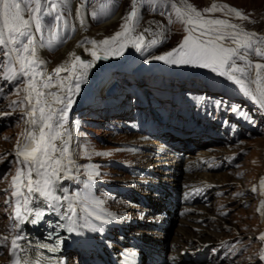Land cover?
<instances>
[{
  "label": "rangeland",
  "instance_id": "1",
  "mask_svg": "<svg viewBox=\"0 0 264 264\" xmlns=\"http://www.w3.org/2000/svg\"><path fill=\"white\" fill-rule=\"evenodd\" d=\"M173 2L182 6L180 0ZM188 2L198 10L208 8L213 3L239 9L248 19L237 18L227 11L205 15L226 19L239 25L244 31L255 33L256 38H264V0ZM42 5L44 8L48 7L43 0ZM81 5L84 6L83 24L77 15ZM136 6L138 16L131 35L143 34L144 47L138 50L128 44L125 47L127 53L118 55L113 63V75L99 86L94 85L85 97L76 102L71 115L73 122L69 121L73 140L70 139L71 145L73 142L72 153L79 159L76 162L79 168L75 173L71 193L74 198L80 199L78 214L81 217V228L85 233H91L94 240L89 243L83 239L80 245L68 250V264H110L112 261L108 254L120 259L126 255L125 251L131 250L127 241L136 238V234L131 232L132 228L118 231L117 228H107L102 224L100 227L94 223L99 222L97 216L106 215L102 212L115 211L117 205H120L122 196L116 189H123L119 185L126 183L112 181L111 178L122 179L125 176L134 179L133 174L119 169L116 163L124 164L128 163L127 159L136 158L130 155L136 154L133 147L143 145L146 141H155L157 144L152 145L156 147L169 148L171 151L168 153L171 154L169 139H157L152 133L158 130L167 134L168 130L184 119L194 127V132L198 135L191 139V150L184 149L183 145H190L188 142H182L178 151L181 154L178 161L180 166L190 164L187 160L192 155L201 150H211L210 146H223V149L215 152L230 160L225 167L182 170V175L175 177L176 182L182 178L187 183L186 188H190L193 182L198 186L204 185L202 176L209 174L212 180L209 179L210 183L215 184L214 193L209 194L208 200L202 203L199 200L187 203L193 211L184 217L181 206L172 209L170 220L164 222L163 229L159 231L161 234L165 233L166 246L161 249L156 245L152 259H155V264H264V259L261 258L264 255V239L258 237L264 229V215L261 214L264 188L260 184L264 179V108L232 80L209 68L153 59L180 44L187 34L185 25L177 20L172 3L168 0H137ZM61 7L69 25L67 30L62 28L60 31L63 42L40 49L50 61L56 60L60 52L65 47L72 46L83 33L101 30L103 24L113 20L116 14L121 15L124 23V17L131 11L132 0H67ZM51 22L52 17L46 16L45 23ZM72 26L74 31L71 30ZM43 34L47 36L46 29ZM36 35L39 39L41 33ZM153 39H157L158 43L148 47ZM87 40L83 38L78 43L88 44ZM248 58L253 64L255 61H264V56H258L251 50ZM238 63L243 64V61ZM6 66L7 58L0 51V240L8 238L3 251H0V264L7 261L11 238L16 235L17 222L13 215L16 198L12 196L11 179L19 166L15 155L17 141L23 144L24 137L21 133L29 127L27 117L21 112L25 93H17L19 80L4 78ZM198 71L200 72L196 74ZM252 76L254 78V73ZM250 86L255 88V85ZM184 96L183 102L188 99L185 102L187 108L179 113L178 104L171 103V100L175 97L182 102ZM13 101L17 103L13 104ZM234 108L237 111H233ZM165 129L168 130L163 131ZM138 134L142 136L137 137ZM233 153L235 155H231ZM161 161L168 160L160 159L155 162ZM90 173L95 178L91 182L101 184L102 187L105 184L106 187L97 186L96 190L94 185L90 186L85 177L90 176ZM175 188L177 200L185 194V190L181 185ZM204 189L206 191L207 188ZM142 192L144 190L139 191L138 195L141 196ZM146 192L148 191L143 194ZM92 195L99 197L103 203L100 206L91 203L83 207V200L89 202ZM132 205L136 208L125 216L139 220L148 216L145 211L150 206L147 203L135 202ZM205 255H212L211 260L207 256L205 258Z\"/></svg>",
  "mask_w": 264,
  "mask_h": 264
},
{
  "label": "snow or ice",
  "instance_id": "2",
  "mask_svg": "<svg viewBox=\"0 0 264 264\" xmlns=\"http://www.w3.org/2000/svg\"><path fill=\"white\" fill-rule=\"evenodd\" d=\"M43 2L48 5L47 8L43 7L42 0H0V51L7 58L4 78L20 81L17 93H25L21 112L27 117L26 123L30 125L21 133L25 142L21 144L17 141L15 147L16 163L19 166L11 179L12 196L16 198L13 215L19 222L15 227H19V224L28 220L33 213L36 219L31 222L37 223L43 216V212L31 207L37 195L55 212H59L63 207L62 201H68L67 211L62 214L65 223H59L56 227L65 228L71 233L77 230L74 204L69 196H61L57 192L61 174H68L74 163L69 147L71 134L65 127L68 113L74 103L73 97L79 93L81 83L86 81L88 72L97 60L107 59L109 52L113 55L122 54L128 44L139 50L144 47V37L143 34L131 35L138 16L137 0H132L131 11L124 17L121 30L101 41L90 42L92 47L86 50L89 51L91 59H82L71 53V61H65L49 73L43 67L47 62L40 57L39 49L63 42L60 31L62 28L67 30L69 25L61 5L67 0ZM168 2L172 3L176 18L185 25L187 34L176 48L153 59L171 64L209 68L232 80L264 108V63L253 64L248 58L250 50L258 56H264V38H256L255 33L244 31L237 24H232L226 19L208 17L205 13L227 11L240 19L248 17L241 10L228 5L213 3L208 8L198 10L188 0H180L182 6H177L173 0ZM83 8L81 5L77 10L81 24L84 23ZM92 15L96 16V13ZM46 16L52 17L51 23H45ZM45 29L46 37L43 34ZM71 30L74 31V26ZM38 32L41 33L39 39L36 35ZM157 43L158 40L153 39L148 47ZM101 52L104 55H101ZM238 61H243V64ZM62 72L70 74L62 77ZM250 85H255V88ZM12 103L16 104L17 101ZM233 111L237 109L234 108ZM33 173L36 178H33ZM91 175L92 173L90 177ZM260 184L264 188V179ZM261 214L264 215V202L261 203ZM97 219L100 217L97 216ZM260 238L264 239V234H261ZM22 240L24 237L19 234L11 238L10 249L14 257L12 264H45L42 254L35 258L20 255L21 251L28 252V248L20 243ZM7 242V237L0 240V243ZM62 243L63 240L59 239L55 245L40 243L36 247L57 252ZM261 258L264 259V255ZM47 264L59 262L49 259Z\"/></svg>",
  "mask_w": 264,
  "mask_h": 264
},
{
  "label": "bare ground",
  "instance_id": "3",
  "mask_svg": "<svg viewBox=\"0 0 264 264\" xmlns=\"http://www.w3.org/2000/svg\"><path fill=\"white\" fill-rule=\"evenodd\" d=\"M123 24L124 23H123V20L121 18V15L116 14V16L113 18V20H110V21L103 24V28L101 30H99L97 32H90V33L85 32V33H83L82 36L78 40H76V42L72 46L65 47L60 52L57 59L54 61H52V60L50 61L47 58L48 56H45L44 52L39 49L40 57L47 62L46 65H44L43 67H45L46 70L49 73H51L53 69H55L57 66L63 64L65 61H71V59H72V57L70 56L71 53H75L76 55L82 54V55L88 56L91 59L92 57H91L89 51L86 50V49H90L92 47L90 42L92 40L101 41L105 38L113 36L116 32L121 30V26ZM83 38L88 39L87 40L88 44H79L78 43ZM125 51L126 50L124 49L123 52H125ZM125 53H127V52H125ZM100 54L104 55V53H102V52ZM118 55H121V54L113 55L111 52H109L107 54V56H108L107 59L97 60L94 67L91 68V70L88 72L87 77H86V81L81 83L79 93L73 97L74 103L72 104L71 109L68 113L67 123L65 125V127L69 130L70 134H71V130H70V126H69V121L73 122L71 115H72L73 109L76 107L75 106L76 102L79 99H82L83 97H85L86 94L90 90L93 89L94 85L99 86L103 81L108 80L111 77V74L113 75V73H112L113 69H114L113 63L115 62V59L117 58ZM133 61L134 60L132 59V62ZM257 62L264 63V61H255V63H257ZM199 72L200 71L196 72V74H198ZM69 74L70 73H68V72H62L60 75L63 77V76H67ZM97 80H100V81L96 84ZM53 90H56V89H53ZM29 127H30V125H29ZM179 129H181L182 132L189 133L186 130H190L191 127L187 122H185V123H183L182 126L179 127ZM133 134H137V133H133ZM141 136L142 135L138 134L137 137H141ZM137 137H135V138H137ZM150 143L156 144L155 141L144 142L143 145H141L139 150H135L136 154H130L132 156H136V158L126 160L128 162V164H131L132 166L139 167L140 168L139 174L143 175L144 178L132 179V178H126L125 176H123L122 179L111 178L112 181H117V180L122 181V182H125L126 184H128L129 186H126V187L122 186L124 188L122 193L124 194V196L126 198L120 197V199H121V200H119L120 205H117L118 207H117L116 212L114 214H112V213L108 214L106 217L104 216L102 218V221L107 222V223H116L117 225H119V227L122 228V230H124L126 228H130L134 224H138V227L134 228L136 234H144L145 233V231H143L144 233L142 232L143 228H141L140 226H144L145 228H151L150 233L157 234V236L155 238L158 241H160V243H159L156 240V242H154V243H157V245H160V248L162 249L163 247L165 248V246H166V244H164L165 233L161 234L159 232V228H161L160 227L161 225L159 223L161 221V218H159L155 214H157L156 212L162 211V209L166 208L168 206V204H170V202L169 203L167 202V199H169L170 196L172 195V191H171V189L168 188V186H171L172 190H175L174 188L176 186L177 187H179L180 185L184 186V190L190 193V197L193 195V198L201 201V203H202V201L203 202L207 201L209 198V194L214 193L213 186H215L214 183H210L209 179L211 180V176H209V174H206V176L205 175L202 176V179L204 182V185H202V186L207 188L206 191H205L204 187L198 186L193 181H190V182L194 183L193 186H191L190 188H186L187 183L185 181H182V178H181V180L176 182L175 177L182 175V170H186V171H190L193 169L210 170L213 167H221V166L225 167L228 165L230 158H228L227 156H225V157L224 156H218L216 154L215 151L223 149L224 148L223 146H219V147L210 146L209 149H211V150H206V151L201 150L198 154L192 155V158L187 160L190 162V164L180 166L178 163V161H180V159H181L180 158V152H175V154L169 155L168 157H165L162 155V151L154 150L153 149L154 146L149 145ZM69 147H70V151L72 153L73 142H72V145L69 144ZM231 155H235V153H233ZM138 157H146V158L143 159V158H138ZM71 158L74 161L75 166L73 163V165L71 166L70 172L68 174H66V175L63 173L61 174V179L58 182L59 189H58L57 194L61 195V196L67 195L71 198V200L74 204L75 210H76V217L75 218L77 220V230L75 232H72V235L64 241V246L59 250V253L57 255H53V256H49V257L43 256L45 264H47V260H49V259L56 260L59 262V264H67L68 261L65 259L67 249L71 248L73 246V244H79L83 238L91 240V238L86 233H84L83 230L79 229L80 227H79V220H78L77 214H78L80 199L74 198L75 196H72L73 194H71V189H72V186H73L74 181H75V173H76L77 169L79 168L76 162L79 159H76L73 153H72ZM162 158L171 159V160H169V162L168 161L167 162H165V161L164 162H155L157 159H162ZM121 166L125 171H129V170L132 171L130 168H128L124 165H121ZM163 167L166 169H163ZM118 171L123 172L121 170H118ZM188 174H192V173H188ZM212 177H214V176H212ZM33 178H36L35 173H33ZM105 178H107V177H105ZM119 186H121V185H119ZM188 186H190V185H188ZM135 187H137L139 189L153 188L154 191H157V192H154V193H151L148 195H143V199H145L147 202L151 203L152 205H155V206H152L151 209H148L152 212L150 214L155 215V216L145 217L139 221L137 219L135 220V218H133L132 221L128 220L127 218L121 219V220H119V219L114 220L113 219V218H115L114 216H119V214L129 213L132 209L135 208L132 205V201L135 198L136 194L131 191L132 189H134L136 191ZM151 198H153V200ZM83 202H84L82 204L83 207H87L88 205H90V203H88L84 200H83ZM67 203H68V201H62L63 207H61L59 212L55 213V215L53 216L54 218H60V219L64 220V217L62 214L67 211ZM198 204H200V203H198ZM34 205H35V207H34ZM40 206H42V207H40ZM31 207H33L34 209H36V207H37L40 210L46 207L48 210V213L54 212L48 208L47 203L44 201V199L39 197L38 195H37V198L33 201V204L31 205ZM180 208H182L183 217L193 211V209H191L190 205H188V204L187 205H181ZM122 211H126V212H122ZM34 215L35 214H32L31 216H29L28 220H26L22 224H19V227H17V230H16V235L19 234V235H22L24 237V240H22L20 243L25 248H28L27 253H24L21 251L20 255L21 256L27 255L30 258H35L38 255H40L34 248L36 242L33 239L32 232L30 231V229L28 227L29 222L32 220L31 217ZM16 222H17V224L19 223L18 221H16ZM9 228H10V226H9ZM156 230H158V232ZM165 231H166V229H165ZM261 234H264V229H262V231L259 233L258 237H261ZM141 237H142V235H139V238H141ZM141 240H143V242H145L147 244H153L152 242H148L146 240L144 241V239H138L137 241H130V242H128V244L130 247L139 246L142 248H146V246H144V244H142L140 242ZM4 244L5 243L0 244V251L1 252L3 251V245ZM150 247H153V246H150ZM263 250H264V247H263ZM262 253H263V251H262ZM128 254H130V256H128L127 258H123L122 261H117L116 258L114 256H112V259L114 261L113 264H148V262L142 261V254L143 253H141L140 250L127 251L126 255H128ZM206 256L208 257V255H205V258H207ZM211 256L208 257L210 260H211ZM13 259H14V257L12 255L11 249L9 247L8 253H7V261L4 264H12Z\"/></svg>",
  "mask_w": 264,
  "mask_h": 264
},
{
  "label": "water",
  "instance_id": "4",
  "mask_svg": "<svg viewBox=\"0 0 264 264\" xmlns=\"http://www.w3.org/2000/svg\"><path fill=\"white\" fill-rule=\"evenodd\" d=\"M78 56H80L82 59H90L88 56H85V55H82V54H79ZM254 73V72H253Z\"/></svg>",
  "mask_w": 264,
  "mask_h": 264
}]
</instances>
